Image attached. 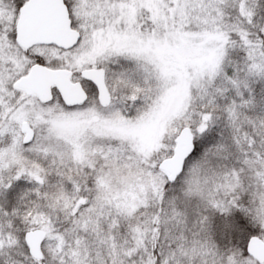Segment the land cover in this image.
<instances>
[{
  "label": "snow or ice",
  "instance_id": "6c2138e0",
  "mask_svg": "<svg viewBox=\"0 0 264 264\" xmlns=\"http://www.w3.org/2000/svg\"><path fill=\"white\" fill-rule=\"evenodd\" d=\"M0 264H264V0H0Z\"/></svg>",
  "mask_w": 264,
  "mask_h": 264
}]
</instances>
